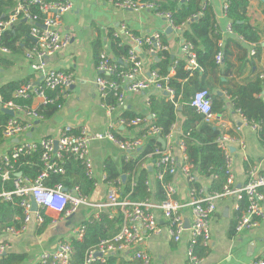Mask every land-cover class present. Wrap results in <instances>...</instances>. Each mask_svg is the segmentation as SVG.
Segmentation results:
<instances>
[{"label": "trees", "instance_id": "trees-1", "mask_svg": "<svg viewBox=\"0 0 264 264\" xmlns=\"http://www.w3.org/2000/svg\"><path fill=\"white\" fill-rule=\"evenodd\" d=\"M110 1L115 3L123 0ZM139 1L154 2L155 8L151 12L170 13L171 26L174 29H179L181 41L191 44L197 63L196 68L187 69L186 59L183 56L171 58L168 47L159 49L154 54L157 55L158 59L154 60V55L146 52L152 45L142 44L141 51H144L146 56L152 60L149 71H155L159 77H166L167 84L174 90L173 100L168 99L163 91L159 92L160 95H149L147 108L154 116L148 121L162 128L161 138H164L179 122L170 149L178 143V140H182L187 159H177V170L180 169L182 163H188L192 179L184 178L190 189L194 188L202 195L221 193L227 184L229 173L226 169L225 154L218 143V138L224 133L231 136L233 132H225L218 126L204 121V116L190 105V99L196 90L206 89L211 99L212 112L218 115L224 112L225 97H227L232 105V110L238 111L247 124L257 125L256 132L264 146V70H258L255 64L260 59L264 47L261 45L262 36L259 27L253 22V18L249 14L250 1L224 0V3L227 4L224 13L232 29V34L229 36L218 26L212 6L207 0ZM17 2L18 0H0V22L8 20L14 12ZM25 6L28 13L37 16L36 22L41 23L43 21L45 14L38 4L28 3ZM30 27L31 25L24 21L22 15L19 14L15 23L0 32V67L6 68L12 65L14 61L11 57L23 55L27 50L38 45V42L30 36ZM131 33L137 35V33ZM107 34L113 55V57L111 56L112 60L118 66L117 72L129 70L132 64L124 62V59L131 47L130 43L115 29L109 30ZM159 38L162 46H168L165 35H160ZM222 40L223 44L221 45L220 41ZM231 44L234 45L237 52L230 49ZM93 46L97 65L102 47L101 40L97 38ZM2 48L9 51L10 57L1 51ZM252 50L253 54H251ZM218 54L221 55L219 62L216 59ZM233 57L234 61L232 60ZM120 58L123 59L121 62L119 61ZM247 65L250 67L253 76L242 83H237L234 77L240 75ZM170 68H173V74L170 73ZM232 74H235L234 77H230ZM100 75L108 80L115 79V74L100 73ZM221 76L225 80H221ZM28 79L9 81L1 85L0 92L3 99L5 101L14 100L17 103L31 106V99L13 98L15 90L26 83ZM220 89L224 91L225 96L220 94ZM45 93L53 99V102L41 103L35 107L44 119L59 109L57 105L63 104L66 91L48 89ZM105 102L111 105L115 103L113 91L110 89L107 91ZM120 117L131 120L146 116L124 109L120 113ZM8 118L7 113L0 111V142L3 140L2 129ZM118 131L117 129L112 130L117 139L128 140L127 137L120 136ZM144 131L145 128L140 130L135 137H139ZM73 132L78 133L79 131L73 130ZM168 148L162 146L157 137L151 136L145 141L141 149L130 152L128 159H125L124 155L119 162L111 157L106 158L103 166L105 182L117 188L120 199L126 197L130 201L162 202L166 199L164 184L172 182L173 174L166 170L160 180L156 176L154 165L151 171L146 164L148 161L155 163L161 156V152L168 150ZM41 154L42 149L40 147L35 151L19 154L15 160H12L15 172L21 173L23 178L30 181L38 179L45 170L41 161ZM54 161H56L54 171L48 170L46 176L41 179L45 186L52 187L61 184L66 189L77 186L83 195L88 198L92 195L96 180L87 174L85 166L80 161L74 159L69 153H62V157H55ZM250 165L252 164L246 163V173ZM57 168H61L62 171H58ZM164 168L165 166L162 165L159 170ZM14 175L12 173L7 180H3L0 176V193L13 190ZM122 175H125V180H122ZM152 175H154L153 185L150 181ZM197 176L208 179V184L203 186L197 180ZM237 201L239 205L235 215L238 217L249 206L248 195L243 192ZM20 202L21 197L19 196L12 195L10 199L0 197V234L6 227L19 228L21 226L24 209ZM85 210L90 213L80 223L84 226L82 236H71L67 239L73 249L71 264H83L86 251L97 247L102 239H112L120 231L124 220L123 213L119 208H115L114 211L111 208L104 209L98 214V217L94 216V210L89 208ZM42 213L44 222L37 227V233H41L50 221V217L46 213ZM206 248L208 245H203L199 241L195 245V252L202 258L206 253ZM26 257V253L6 251L0 256V264H22ZM117 257L116 252H110L105 256L104 261L95 260L90 264H117Z\"/></svg>", "mask_w": 264, "mask_h": 264}, {"label": "built area", "instance_id": "built-area-1", "mask_svg": "<svg viewBox=\"0 0 264 264\" xmlns=\"http://www.w3.org/2000/svg\"><path fill=\"white\" fill-rule=\"evenodd\" d=\"M35 3L39 5L45 17L41 23L36 22L37 16L28 13L25 4ZM116 6L131 10H148L153 11L155 8L154 2H146L139 0H123L114 3ZM227 4L223 3V10L225 11ZM13 14L8 20L0 22V32L8 28L12 23L18 19L21 14L30 25V36L38 42L31 49L27 50L25 57L31 61L30 66L37 73L26 83L18 87L13 95V98L32 100L34 98L40 99L41 103H51L52 98H49L45 91L48 89H59L66 91L73 84L72 73L46 69L42 59L46 56L52 55L54 52L68 44L69 36L59 31L61 24V15L71 9V2L69 0H18ZM155 13V12H154ZM159 16L164 17L168 25L171 26L169 12H157ZM43 26V28L41 27ZM122 30L126 39L131 42V47L128 50L127 57L124 62L131 63L129 70H121L117 72L118 66L112 60L111 55L106 50H102L99 55V63L95 66L97 75L94 79L95 85L102 105L106 107L107 111H113L117 106L124 105V88L130 92H139L149 90L151 87L158 91H163L165 96L173 100L174 90L167 84L166 77H159L155 71H149L147 76L142 75L143 60L139 55L138 48L143 43L151 44L152 47L146 52L154 55L159 49H166L167 46H162L159 41V36L140 37L133 35L125 26ZM225 34H232V29L228 23L225 28ZM222 45V41H220ZM181 52L186 59V68L194 69L197 67L195 60V53L192 51V46L184 41L180 42ZM2 52H9L6 48L1 49ZM253 50L251 54H253ZM37 59V60H35ZM217 61L221 59V55L216 56ZM123 59H119L121 62ZM173 70V68H172ZM100 73L106 75L115 74V79L108 80L102 77ZM113 91L115 103L113 105L107 104L105 98L107 91ZM148 106V97L146 99ZM190 105L193 106L199 113L204 116V121L210 123L213 117L216 116L212 112L211 99L206 89L196 90L190 99ZM59 108L62 104L57 105ZM8 109L13 111V115L6 121L2 129L3 141H10L7 149L0 154V176L3 180L10 178L14 173L13 185L11 191H2L0 197L10 199L12 195L21 197V206L24 209V217L19 228L6 227L1 234H11L14 236L20 235L27 230L31 221H35L39 226L44 222L43 213L46 211H55L59 215L65 217L78 211L80 208H89L94 210L93 214L98 217V214L107 208L113 211L119 208L124 216L120 231L113 236L112 239H102L97 247H93L86 251V256L83 264H90L95 260H105L107 253L116 252L126 247L138 246L144 240V235L140 231L143 227L147 233L158 232L161 229L159 222L156 220L153 210L157 209L161 212L166 228L174 241L181 239L182 233L189 231V242L186 249V264H199L201 259L195 252V245L200 241L203 245H209L211 240L210 234V216L216 208V199L224 196L239 197L243 192L248 195L249 206L246 211H243L236 219L235 231L241 232L246 228H254L264 218V174L260 172L257 165L252 164L247 172V181L239 188H233L232 171H231V152L230 144L239 138L223 134L218 138V143L225 154L226 169L229 173L227 184L223 192L202 195L196 189H189V201L181 203L173 198L175 188L171 183L164 184L166 199L160 203H154L150 200L144 201H130L126 197L120 199L117 188L110 185L111 188L106 195L104 201L92 202L89 198L83 195L77 186L71 189L64 188L61 184L49 187L45 186L41 179L46 176L48 170H53L56 167L54 158H61L62 153L71 154L74 159L80 161L86 168L87 174L93 176V167L89 155V144L93 139L111 140L123 153L125 159H128L129 153L135 149H141L145 140L151 136L161 138L162 128L156 126L147 120V117H138L131 120H126L119 117L115 122L109 124L107 130L103 132L88 133L85 128H80L78 133L71 131L70 125H65L63 130L56 138L42 137L37 140H28L25 137L20 140L19 136L28 132L35 120L42 119L36 108L32 106L23 105L14 100L3 99L0 92V111ZM148 116L153 118L154 114L149 113ZM22 117V118H20ZM148 117V118H149ZM149 118V119H150ZM145 125V131L140 138L120 140L115 137L112 130L124 126ZM252 128L257 130V125L252 124ZM177 133V132H176ZM171 129L164 138V146L169 147L168 150L161 152V156L153 163L156 169V176L162 179L163 173L167 170L168 173L173 174L177 170V158L173 155L170 149L175 134ZM18 138L17 142L12 139ZM57 141V147L54 149V141ZM182 153V159L186 160L184 154V143L178 140L176 144ZM38 147L42 149L41 161L44 164L45 170L40 174L38 179L30 181L15 172L12 160H15L19 154L29 153L35 151ZM157 153L159 151L156 150ZM164 165L163 170L159 168ZM167 167V168H166ZM62 171L61 168H57ZM180 170L187 180L192 179L190 173V165L186 162L180 165ZM105 178V176H103ZM31 199L35 202L36 211L31 210ZM187 206L192 214L191 222L188 226L181 215V208ZM84 226L79 224L73 230V237H81ZM0 234V235H1ZM67 238H60L57 240L56 247L53 250H43L39 253L37 260L32 264H71V255L73 249ZM101 256L96 255L97 252ZM6 252V244L0 242V256ZM132 257L139 261L140 264H152L151 257L146 252L145 248H135ZM256 264H264V257L258 259Z\"/></svg>", "mask_w": 264, "mask_h": 264}, {"label": "crops", "instance_id": "crops-1", "mask_svg": "<svg viewBox=\"0 0 264 264\" xmlns=\"http://www.w3.org/2000/svg\"><path fill=\"white\" fill-rule=\"evenodd\" d=\"M69 1L71 2V9L61 15L59 26V31L69 36L68 44L52 55L43 58L42 62L46 69L72 73L74 82L66 90L62 106L50 117L35 120L29 131L19 136L20 140L24 137L28 140H37L42 137L56 138L65 125H70L72 132L73 130L79 131L80 128H85L91 134L103 132L107 130L110 123L115 122L120 117V113L124 109L145 115L147 120L152 119L148 116L150 112L147 108L146 99L151 94L160 95L159 92H162L153 87L134 93L124 88V105L122 107L117 106L111 112L102 105L94 82L97 71L93 43L99 38L102 45L100 52L106 50L113 57L107 37L109 30H117L125 39L122 26H125L130 32L137 33L136 36L140 37L165 35L171 58L183 56L179 29L172 28L171 31H167L169 27L167 21L157 13L148 10L136 11L121 8L110 0ZM207 1L212 6L218 26L225 30L229 22L223 10L224 0ZM249 1V14L252 16L253 22L259 27L262 36L261 45L264 47V0ZM233 37L235 38V36ZM126 40L131 45V42ZM230 49L237 52L233 44H231ZM138 52L143 60L142 75L147 76L152 60L146 56L144 51H141V48H138ZM5 54L10 57L9 52ZM153 58L154 60L155 58L158 59L157 55H154ZM11 59L14 61L12 65L6 68L0 67V86L9 81H20L25 78L30 80L37 74L30 66L31 61L25 57V54L11 57ZM232 60L234 61V57ZM255 64L258 70H264V49L260 59ZM170 70V73L173 74L172 68ZM251 73L250 67L247 65L240 75L234 77L235 74H232L230 77H234L237 83H242L253 76ZM214 75L217 74L214 73ZM221 80H225V78L221 76ZM219 91H221V95L225 96L223 90L220 89ZM225 98L224 112L214 116L210 123L223 131L225 130V132H233L231 136L239 138L229 146L232 161L231 186L239 188L247 180L246 163L257 165L260 172L264 174V146L258 138L256 129L247 124L238 111L232 110L231 103L227 97ZM40 104V99H32V107H38ZM178 124L179 122L172 128L174 133L177 132ZM145 125L118 127V134L128 139H135V135L143 130ZM141 135L137 138H140ZM12 141L16 142L14 139ZM9 143L10 141L3 140L0 142V154L7 149ZM171 152L178 160L182 159V153L177 145L171 147ZM89 155L93 167V176L96 180L95 189L89 197V201H103L111 188L103 177L105 176L103 172L104 161L111 157L119 162L123 153L111 140L104 138L90 141ZM153 163V161H148L146 164L151 171L153 170ZM197 180L203 186L209 182L204 177L197 176ZM150 181L153 185L154 175ZM171 184L175 188L174 199L183 204L189 201L190 188L180 169L173 173ZM239 197L234 199L233 196H224L216 199V208L209 220L211 240L199 264H256L258 259L264 257V218L254 228H246L241 232L234 231ZM85 209L82 207L65 217L55 211H46L50 221L41 233L36 232L38 226L35 221H31L27 230L20 235L1 234L0 242L6 244V251L26 253V260L22 264H32L37 260L40 252L53 250L57 240L73 235V230L90 213ZM180 212L185 224L189 225L192 219L190 209L184 206ZM153 213L161 229L158 232L147 233L143 227H140V231L144 235L143 242L138 246L126 247L116 251L117 264H140L138 260L132 257V254L135 248L142 247L150 255L152 264H186L189 231H184L181 239L174 241L166 228L161 212L155 209Z\"/></svg>", "mask_w": 264, "mask_h": 264}, {"label": "water", "instance_id": "water-1", "mask_svg": "<svg viewBox=\"0 0 264 264\" xmlns=\"http://www.w3.org/2000/svg\"><path fill=\"white\" fill-rule=\"evenodd\" d=\"M24 21H26L25 19H23ZM42 28H43V26H41ZM172 30V28L169 26L168 28H167V31H171ZM155 59H157V58H155ZM3 111L5 112V113H7L8 115H10V116H12L13 115V111L12 110H8V109H3ZM29 135H30V133H29ZM14 141H18V138H14ZM158 141L161 143V145L162 146H164V140L162 139V138H158ZM56 147H57V141L55 140L54 141V149H56ZM19 175H21V173H18ZM121 178H122V180H125V175H122L121 176ZM36 209H37V206H36V204H35V202L33 201V199H31V210L32 211H36ZM186 226H188L187 224H186ZM96 255H98V256H101V253L98 251L97 253H96Z\"/></svg>", "mask_w": 264, "mask_h": 264}]
</instances>
